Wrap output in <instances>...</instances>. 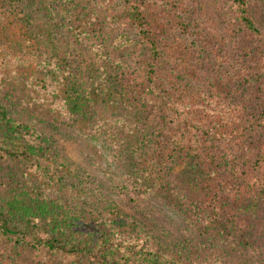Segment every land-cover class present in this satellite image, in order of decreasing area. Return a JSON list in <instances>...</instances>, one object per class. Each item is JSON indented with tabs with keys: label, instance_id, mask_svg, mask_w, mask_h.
<instances>
[{
	"label": "trees",
	"instance_id": "obj_1",
	"mask_svg": "<svg viewBox=\"0 0 264 264\" xmlns=\"http://www.w3.org/2000/svg\"><path fill=\"white\" fill-rule=\"evenodd\" d=\"M0 264H264V0H0Z\"/></svg>",
	"mask_w": 264,
	"mask_h": 264
},
{
	"label": "rangeland",
	"instance_id": "obj_2",
	"mask_svg": "<svg viewBox=\"0 0 264 264\" xmlns=\"http://www.w3.org/2000/svg\"><path fill=\"white\" fill-rule=\"evenodd\" d=\"M119 32L114 29V37L116 46L121 44H127L126 40H123L119 37ZM101 35H99V39ZM97 38L92 34L87 39H84L86 44L95 41ZM121 45V46H122ZM110 54L118 53V50L115 48H110ZM220 73V72H219ZM60 143L65 148L66 152L69 154L72 161L80 164L82 167L86 168L95 178H98L103 184L108 183V177H114V173L119 175L118 169L111 160L108 151H106L100 141H90L89 142H78L75 139L69 138L66 140H61ZM116 182V181H114ZM151 212L153 208H148ZM157 215V212L154 210V216ZM159 217V216H158ZM157 217V218H158ZM162 219V218H160ZM163 221V219H162Z\"/></svg>",
	"mask_w": 264,
	"mask_h": 264
}]
</instances>
